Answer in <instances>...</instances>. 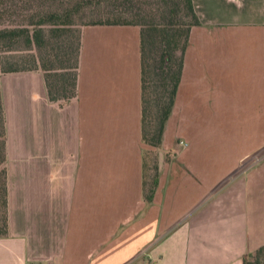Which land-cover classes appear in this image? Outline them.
<instances>
[{"label": "crops", "instance_id": "1", "mask_svg": "<svg viewBox=\"0 0 264 264\" xmlns=\"http://www.w3.org/2000/svg\"><path fill=\"white\" fill-rule=\"evenodd\" d=\"M193 2L159 145L142 135L139 24L83 26L70 99L50 98L41 69L0 72V264H246L264 245V0Z\"/></svg>", "mask_w": 264, "mask_h": 264}, {"label": "trees", "instance_id": "2", "mask_svg": "<svg viewBox=\"0 0 264 264\" xmlns=\"http://www.w3.org/2000/svg\"><path fill=\"white\" fill-rule=\"evenodd\" d=\"M10 0H0L5 5ZM21 22L0 24V51L25 50L21 58L7 55L0 62V72L41 69L44 71L51 99H70L77 93L82 28L89 23H136L141 27L142 61V135L151 144L162 142L166 122L172 112L177 88L181 79L184 52L190 30L200 23L193 0H160L162 4L149 11L135 12L138 0H21ZM57 1H60L57 3ZM14 4H16L14 2ZM91 8V19L78 30L74 49L68 50L65 34L71 33L78 23L76 15ZM3 11V12H8ZM130 12V13H129ZM182 12V13H180ZM158 58L154 65L150 58ZM150 55V56H149ZM153 55V57H152ZM152 70H158L155 110L147 120L151 101L146 90ZM7 124L2 89L0 87V232L6 233L7 215ZM147 175V173H146ZM151 178V177H150ZM158 183L157 175L144 178V196L151 201ZM264 250V245L257 251ZM246 264H250L245 259Z\"/></svg>", "mask_w": 264, "mask_h": 264}, {"label": "rangeland", "instance_id": "3", "mask_svg": "<svg viewBox=\"0 0 264 264\" xmlns=\"http://www.w3.org/2000/svg\"><path fill=\"white\" fill-rule=\"evenodd\" d=\"M64 1V0H62ZM14 2L16 4H14ZM34 4L40 3V0H34L33 1ZM60 1H57V3H59ZM19 3H22L21 0H10L7 4L5 5H0V24L1 25H10L13 23H18L21 22L22 18L21 15L19 14V12L21 11L19 8ZM158 4H162V2L160 0H138L136 2H134V7H135V12H144V11H149L150 8L152 7H156L158 6ZM91 8H87V10H85L84 12H80L79 14L76 15V22L78 23L76 26H74V29L71 33L65 34L62 39H65L66 44H67V48L69 51H71L72 49H74L75 45H76V41H77V35H78V30L82 27V23L83 22H87L89 19H91ZM8 12H3V11H7ZM130 13V12H129ZM182 13V12H180ZM141 14V13H140ZM11 53H13L14 55H17V58H21L22 55L25 54V50L19 48L13 52H4V51H0V62L4 59V58H8L7 55H12ZM150 56V55H149ZM153 57V55H152ZM158 58L157 53L154 54V59L152 60V58H150V62L152 63V65L155 64L154 61H156ZM158 70H152L151 68V73H149L150 78H149V82L147 85H150L148 87V89L146 90V98H148L151 103L149 104V108H148V116H147V120L150 122L152 120V116L155 110V97H156V84H158L157 81L158 80V74H157ZM157 150L152 148L148 150V153L146 154V159H148V165L146 169H151L149 171H151V173L154 172V168L152 167L154 165L155 159H156V155H157ZM1 168V167H0ZM248 260L250 262V264H264V250L262 251H254L252 254H250L248 256Z\"/></svg>", "mask_w": 264, "mask_h": 264}, {"label": "built area", "instance_id": "4", "mask_svg": "<svg viewBox=\"0 0 264 264\" xmlns=\"http://www.w3.org/2000/svg\"><path fill=\"white\" fill-rule=\"evenodd\" d=\"M257 159H259V155H254V156H252V157H250V160L252 161V162H254L255 160H257Z\"/></svg>", "mask_w": 264, "mask_h": 264}]
</instances>
